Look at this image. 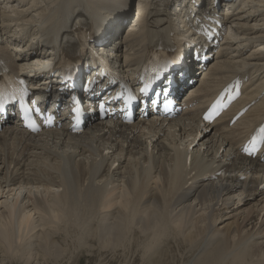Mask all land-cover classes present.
Returning <instances> with one entry per match:
<instances>
[{"label":"bare ground","instance_id":"obj_1","mask_svg":"<svg viewBox=\"0 0 264 264\" xmlns=\"http://www.w3.org/2000/svg\"><path fill=\"white\" fill-rule=\"evenodd\" d=\"M36 1L0 0V60L19 77L28 73L32 107L66 106L75 96L88 125L74 131L60 116L61 127L31 132L21 111L0 114V263L70 264V246L98 264H264V163L238 147L264 120V0L222 11L214 0H139L130 24L135 0H50L47 11L38 0L32 16L40 22H26ZM208 24L217 27L210 40L201 29ZM183 37L182 76L172 71L159 87L174 100L202 64L190 49L200 44L208 56L219 45L191 91L193 106L129 125L102 119L85 96L98 85L86 91V77L103 80L110 64L127 76L156 47H178ZM246 72L250 86L228 113L251 104L240 120L206 123L203 107ZM219 217L226 226L216 225Z\"/></svg>","mask_w":264,"mask_h":264},{"label":"snow or ice","instance_id":"obj_2","mask_svg":"<svg viewBox=\"0 0 264 264\" xmlns=\"http://www.w3.org/2000/svg\"><path fill=\"white\" fill-rule=\"evenodd\" d=\"M190 51L194 54V57L195 55H198L197 53H195V48H191ZM176 63V61H169L168 64L165 66L166 68H169L171 66H174ZM166 78V77H165ZM21 84H24V81H20ZM89 83H97L99 84L100 82L99 81H89ZM235 88L238 89L239 85H235L234 86ZM148 85H145L142 89H141V92L144 94V98L149 102V103H152L154 101L150 100L148 97H147V93H148ZM100 91L103 92L104 91V88H103V85L101 84L100 85ZM231 91V90H229ZM95 94V93H94ZM154 95H158V93H153ZM19 95L21 97V102H20V107L22 109H24V115H23V120H29V117H28V109L25 107L24 105V102H23V97L27 96L28 95V89L25 87V88H22L19 92ZM239 95V91H235L234 94H231L228 96V100L231 101V100H234L238 97ZM16 98V92L13 91L12 93L8 94V95H4L2 93H0V114H2L4 111H5V103L8 101V99H15ZM118 98V97H117ZM139 98L135 97V96H129L128 97V100H127V103L129 105L132 104L133 100H138ZM77 103H79V100L76 101ZM12 108H15L16 105L15 104H12L11 105ZM98 107L100 109H104V104L103 103H99L98 104ZM165 107H167V105H165ZM228 107V104L225 103V98L222 96L217 102L216 104L213 106L212 108V111L207 114L204 119L207 120V121H212L214 115H219L220 111L227 108ZM36 112H40V109L39 108H36L35 109ZM73 113H74V119L75 121L77 122V124L80 122L81 120V109H78V108H73ZM54 120H55V116L52 115V114H48L47 115V123L49 125H52L54 123ZM26 127H28L29 129H31L33 132H39L41 129L40 127L35 123V121H30L26 124ZM259 132H260V136H259V140L261 142H264V127H261L259 129ZM255 143H256V140L254 139L253 140V147L251 149H245V152L249 155V156H253L255 155L257 152H258V149L255 147Z\"/></svg>","mask_w":264,"mask_h":264},{"label":"rangeland","instance_id":"obj_3","mask_svg":"<svg viewBox=\"0 0 264 264\" xmlns=\"http://www.w3.org/2000/svg\"><path fill=\"white\" fill-rule=\"evenodd\" d=\"M50 0H44L43 1V3L41 4V6H42V9H44L45 11H47L49 8L47 7V3L49 2ZM115 0H107V2H106V4H108V3H111V2H114ZM138 1L139 0H135V1H133V3H132V1H131V5L132 4H134V9H133V11L131 12V15H130V17H131V21L129 20V21H127V23H132V20L134 19V20H136L137 18H138V9H137V4H138ZM135 2V3H134ZM220 2L222 3V1L220 0ZM38 4V0L33 4V5H31L28 9H31V11H30V13H29V16H27V18L25 19V21L26 22H28V21H31L32 23H39V22H33V16H32V8H35V6ZM105 5V4H104ZM40 6V5H39ZM22 7V6H21ZM21 7H19V10H22V9H20ZM226 8V5L224 6V4H222L221 6H220V9H221V11L222 10H224ZM39 10H41V7H40V9ZM52 10H54V9H52ZM53 13V12H52ZM46 16V19H47V15H43L42 17L44 18ZM42 18V19H43ZM31 23V24H32ZM263 23H264V21H263ZM263 28H264V26H263ZM112 31V30H111ZM122 33H124V31H122L121 32V36L123 35ZM118 40V39H117ZM218 46L219 45H217L211 52H210V54H209V56L211 57L210 58V60H212L215 56V54H217V52H218ZM44 47V46H43ZM103 50V49H102ZM217 50V51H216ZM106 51V50H105ZM104 50H103V52H105ZM105 53H107V52H105ZM42 54V53H41ZM108 54V53H107ZM36 56H38V55H36ZM35 56V57H36ZM138 60V59H137ZM172 72V71H171ZM201 76H202V74H201ZM198 80H200V79H198ZM187 89H189V87H186L185 88V90H184V92L186 93L187 92ZM180 98V97H179ZM178 98V99H179ZM177 99V100H178ZM201 140H199V142H200ZM5 194H0V202L1 201H4L5 200ZM4 198V199H3ZM240 204H242V202L240 203ZM2 206V205H1ZM229 211H231V209H229L228 211H226L225 212V217L227 216V213H229ZM229 222V220L227 219V221H223V220H221V217H219L218 219H217V221H216V225L217 224H220L219 225V227H223V226H226V224ZM67 248V253L66 254H68V253H72L73 251H75V255L73 256V261L72 262H70V264H98L97 263V258L96 257H90V256H88L87 255V253L84 251V250H81V251H79V253H76V250H74V248L72 247H70V246H67L66 247ZM0 258H4V254L3 253H0ZM2 260H4V259H2ZM0 264H23L21 261H11L9 258H6L4 261H2ZM62 264H66V262H63ZM100 264H125V263H123V260L121 259V260H119V259H117V258H112V259H110V260H107V261H103V262H101ZM134 264H139V262L138 261H135V263Z\"/></svg>","mask_w":264,"mask_h":264},{"label":"water","instance_id":"obj_4","mask_svg":"<svg viewBox=\"0 0 264 264\" xmlns=\"http://www.w3.org/2000/svg\"><path fill=\"white\" fill-rule=\"evenodd\" d=\"M183 41V40H182ZM182 41L181 40H179L178 41V47H172V46H167L166 44H165V46L166 47H156V49H163V48H166V49H168L169 50V52H168V50H166V51H164V52H162V54H166V55H172L173 53H175L176 52V50L177 51H179V49H183L182 47H184L185 45L182 43ZM165 50V49H164ZM172 52V54H170Z\"/></svg>","mask_w":264,"mask_h":264}]
</instances>
